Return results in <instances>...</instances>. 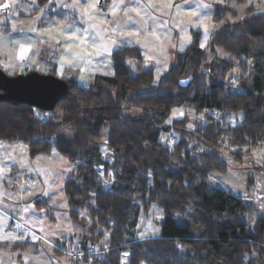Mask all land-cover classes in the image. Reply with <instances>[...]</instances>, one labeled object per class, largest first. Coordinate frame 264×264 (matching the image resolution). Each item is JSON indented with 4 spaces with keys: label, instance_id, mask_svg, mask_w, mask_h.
Here are the masks:
<instances>
[{
    "label": "trees",
    "instance_id": "16d2710c",
    "mask_svg": "<svg viewBox=\"0 0 264 264\" xmlns=\"http://www.w3.org/2000/svg\"><path fill=\"white\" fill-rule=\"evenodd\" d=\"M190 34L157 83L139 49L125 47L111 54L112 76L95 75L84 86L60 77L67 93L49 111L0 101V142L21 143L30 157L56 152L73 166L63 182L66 212L84 228L81 213L89 221L74 264H264V218L205 183L208 173L226 171L219 148L241 162L264 144V14L214 30L205 49L201 32ZM176 108L204 122L192 130L186 118L167 124ZM152 205L163 214L160 232L139 238V219ZM103 231L107 246L97 248ZM27 247L0 242V250Z\"/></svg>",
    "mask_w": 264,
    "mask_h": 264
},
{
    "label": "rangeland",
    "instance_id": "374dc122",
    "mask_svg": "<svg viewBox=\"0 0 264 264\" xmlns=\"http://www.w3.org/2000/svg\"><path fill=\"white\" fill-rule=\"evenodd\" d=\"M93 2L50 0L40 6L37 0H0V69L10 77L25 70L54 71L57 77L74 78L84 86L95 75H113L114 51L136 47L145 62L143 70H151L157 83L191 41V32H201L199 46L205 49L214 30L264 14V0H95L96 7H89ZM250 8L255 11L249 15ZM217 12L220 16L214 20ZM21 46L27 49L22 56ZM217 50L220 58H231ZM130 69L135 72V64ZM236 115L242 118L241 113ZM183 118L190 130L204 122L202 114L176 108L167 124ZM218 156L226 171L208 173L205 183L251 205L254 217L264 218V144L241 162L234 161L225 147L219 148ZM72 171V164L56 152L30 157L25 145L0 142V242L28 243L25 250H0V264H74L73 252L88 234L89 221L81 213L84 228L64 211L63 182ZM32 197L52 200L43 238L6 216L12 206ZM162 219L161 209L152 205L139 219L138 237H157V222ZM107 242L108 233L103 231L97 248H105Z\"/></svg>",
    "mask_w": 264,
    "mask_h": 264
},
{
    "label": "water",
    "instance_id": "95a60500",
    "mask_svg": "<svg viewBox=\"0 0 264 264\" xmlns=\"http://www.w3.org/2000/svg\"><path fill=\"white\" fill-rule=\"evenodd\" d=\"M190 80L189 77L181 81L180 85L186 87ZM0 90V101L22 102L49 111L64 99L67 85L65 81L52 75L31 72L10 77L0 69Z\"/></svg>",
    "mask_w": 264,
    "mask_h": 264
},
{
    "label": "crops",
    "instance_id": "0c3cea01",
    "mask_svg": "<svg viewBox=\"0 0 264 264\" xmlns=\"http://www.w3.org/2000/svg\"><path fill=\"white\" fill-rule=\"evenodd\" d=\"M49 1L50 0H48V2ZM64 167L67 169L66 165ZM46 199H48V203H47V207L44 209H36L34 206V201L38 199L36 197H32L28 199L26 202L17 203L14 206H12L10 208L11 213L6 214V216L10 217V220L17 222L21 228L28 229L29 230L28 233H30L31 231L30 234H35L36 236L43 238L44 235L41 233H44L46 231V227L48 223H50V221H48L49 220L48 210L52 208V206L50 205L52 200L50 198H46ZM61 207L62 208L65 207V203H63V206ZM62 208L60 210H62ZM64 211L66 212L65 208ZM52 213L51 216L53 217Z\"/></svg>",
    "mask_w": 264,
    "mask_h": 264
},
{
    "label": "snow or ice",
    "instance_id": "6c2138e0",
    "mask_svg": "<svg viewBox=\"0 0 264 264\" xmlns=\"http://www.w3.org/2000/svg\"><path fill=\"white\" fill-rule=\"evenodd\" d=\"M6 6H7V5H5V7H6ZM89 7H91V8H95V7H96L95 0H94V2H93L91 5H89ZM201 46L203 47V44H202ZM25 51H27V49L23 48V46H22V47H21V56L23 55V53H24Z\"/></svg>",
    "mask_w": 264,
    "mask_h": 264
}]
</instances>
